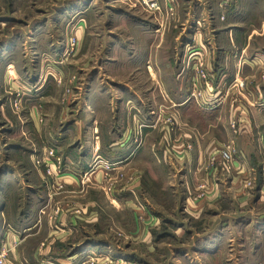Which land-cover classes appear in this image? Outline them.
<instances>
[{
    "label": "rangeland",
    "instance_id": "1",
    "mask_svg": "<svg viewBox=\"0 0 264 264\" xmlns=\"http://www.w3.org/2000/svg\"><path fill=\"white\" fill-rule=\"evenodd\" d=\"M263 185L264 0H0L6 264H264Z\"/></svg>",
    "mask_w": 264,
    "mask_h": 264
},
{
    "label": "built area",
    "instance_id": "2",
    "mask_svg": "<svg viewBox=\"0 0 264 264\" xmlns=\"http://www.w3.org/2000/svg\"><path fill=\"white\" fill-rule=\"evenodd\" d=\"M221 157L223 162L225 163V167L230 165V163H232V155L230 149L226 151H221ZM11 250L12 247H9V249H6L4 245L0 247V264H6L8 254Z\"/></svg>",
    "mask_w": 264,
    "mask_h": 264
},
{
    "label": "crops",
    "instance_id": "3",
    "mask_svg": "<svg viewBox=\"0 0 264 264\" xmlns=\"http://www.w3.org/2000/svg\"><path fill=\"white\" fill-rule=\"evenodd\" d=\"M236 112H237V110H235ZM234 111V112H235ZM238 114V116L240 115V117H246V114L244 113V111H243V113L241 112V113H237ZM240 121H241V119H240ZM241 126H246V123L244 122L243 123V125H241ZM184 137L183 138H185L186 136H187V134H184L183 135ZM180 139V136H178L176 139H174L173 140V145L175 146V147H179V146H182V145H185V139ZM111 146H108V148L107 149H109V150H113V149H111L110 148ZM114 150H116V149H114ZM189 158V157H188ZM197 161L198 162H200L201 160L200 159H197ZM246 162V161H245ZM241 163V162H240ZM236 164V163H235ZM245 164V163H244ZM244 166V165H243ZM65 181H68L67 179H65ZM68 182H71V181H68ZM263 187H264V185H263ZM24 223H26V222H24Z\"/></svg>",
    "mask_w": 264,
    "mask_h": 264
}]
</instances>
